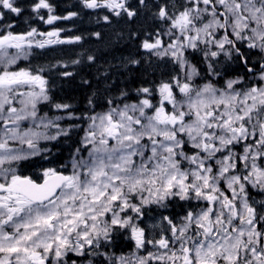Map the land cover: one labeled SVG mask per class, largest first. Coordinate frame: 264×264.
<instances>
[{
  "label": "snow or ice",
  "instance_id": "6c2138e0",
  "mask_svg": "<svg viewBox=\"0 0 264 264\" xmlns=\"http://www.w3.org/2000/svg\"><path fill=\"white\" fill-rule=\"evenodd\" d=\"M0 264H264V0H0Z\"/></svg>",
  "mask_w": 264,
  "mask_h": 264
},
{
  "label": "trees",
  "instance_id": "16d2710c",
  "mask_svg": "<svg viewBox=\"0 0 264 264\" xmlns=\"http://www.w3.org/2000/svg\"><path fill=\"white\" fill-rule=\"evenodd\" d=\"M65 2L67 3V2H70V0H65Z\"/></svg>",
  "mask_w": 264,
  "mask_h": 264
}]
</instances>
